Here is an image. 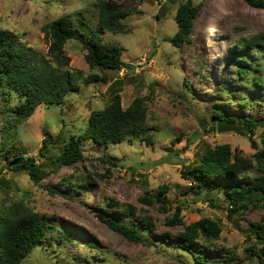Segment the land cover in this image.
Masks as SVG:
<instances>
[{
	"label": "rangeland",
	"instance_id": "1",
	"mask_svg": "<svg viewBox=\"0 0 264 264\" xmlns=\"http://www.w3.org/2000/svg\"><path fill=\"white\" fill-rule=\"evenodd\" d=\"M117 1L123 9H134L125 20L130 33H106L104 40L123 47L122 59L131 68L91 69L83 45L67 42L65 52L71 59L67 70L81 72L79 89L68 94L62 105L38 107L9 140L8 158L20 150L48 171L38 184L26 173L9 170L5 151L0 152V226L10 209L24 206L53 225L44 243L21 264H194L191 254L178 247L184 244L178 239L183 226L166 222L181 207L186 225L209 217L222 226L216 242L225 250L206 252L209 262L231 254L233 264H259L250 249V228L262 220L264 207L230 219L222 192L210 190L208 183L201 188L203 197L212 199L211 205L193 194L183 173L217 145L230 144L248 158L256 152L251 141L258 150L264 148V127L253 135L218 132L211 120L216 111L244 121L264 120V41L257 40L264 34V8L251 7L244 0H191L202 8L192 42L177 48L169 40L177 32L176 11L184 0ZM97 3L0 0V30L14 32L24 44L47 55L45 27L70 15L79 30L89 34L98 21ZM241 39L256 44L238 46ZM237 47L245 50L249 75L238 73L243 63L234 56ZM117 94L124 108L137 98L145 100V130L108 147L86 141L84 159L74 165L52 169L45 163L39 156L43 139L51 141L45 149L47 159L55 160L64 143L84 131L91 112L105 108ZM20 102L13 93L10 106ZM1 127L0 121V137ZM148 136L152 144L145 140ZM98 213L135 225L140 233L141 219L150 218L155 230L146 234V244L132 242L101 222Z\"/></svg>",
	"mask_w": 264,
	"mask_h": 264
},
{
	"label": "trees",
	"instance_id": "2",
	"mask_svg": "<svg viewBox=\"0 0 264 264\" xmlns=\"http://www.w3.org/2000/svg\"><path fill=\"white\" fill-rule=\"evenodd\" d=\"M244 1L251 7L264 8V0ZM97 7L98 21L94 28L88 29L89 34L80 31L75 19L70 15H64L48 24L45 27L48 40L47 55L24 44L14 32L0 30V152L5 151L6 158L10 151L9 140L15 135L14 130L26 123L38 107L62 105L68 94L79 89L77 78L81 76V72L73 73L67 70L71 63L65 52L68 41L76 40L83 45L87 52L85 59L91 69L131 68V65L122 59L123 47L105 42L104 35L130 33L125 20L134 9H123L117 0H98ZM201 8L202 4L195 5L191 0H184L179 4L175 16L178 29L175 36L169 40L175 47L179 48L184 43L192 42L191 33ZM257 40L264 41V34ZM254 44L255 41L241 39L238 46L249 47ZM238 49L234 56L243 63L238 67V73L242 76L249 75L244 66L248 61L244 55L245 50ZM254 80L262 82L258 77H254ZM185 82L187 83L186 80ZM13 93H17L21 98L20 104L14 107L10 106ZM144 101L143 98H137L129 107L124 108L121 96L115 95L105 108L91 112L84 131L80 136H72L67 140L62 153L55 160L46 157L45 149L51 144L48 139H43L39 156L45 159V163L52 169H58L83 160L82 144L86 141L108 147L135 137L146 129L147 109ZM211 120L214 129L220 120L246 128L242 134L253 135L257 128L264 127V120L244 121L234 116L226 117L217 111L213 113ZM145 140L149 144L153 143L149 136ZM251 143L256 152L250 158L244 156L239 149L233 150L230 144L217 145L208 148L198 162L183 173L184 179L190 182L193 194L211 205L212 199L203 197L201 188L208 183L210 190L222 192L230 219L253 208L264 207V148L258 150L255 142ZM7 166L12 172L26 173L35 184L44 179L48 172L38 164L35 157L26 156L20 150L8 158ZM254 172L256 175L251 181L240 184L242 179L248 180ZM222 180L226 182L225 185L216 184ZM159 196L161 193L157 194V200ZM181 212L182 208L177 207L174 215L167 218L166 222L171 226H183L184 231L178 235V239L184 244L178 247L191 254L194 264H233L234 256L231 254L226 255L223 261L211 262L204 255L215 248L225 250L216 242L221 237L222 226L209 217L186 225ZM97 218L113 231L136 243L146 244V234L155 230V224L150 218L141 219V233L135 225L119 223L104 213H98ZM52 228L53 225L49 221L28 207L10 209L0 226V264H21L35 247L44 243ZM250 234L253 238L250 249L259 264H264V217L250 228Z\"/></svg>",
	"mask_w": 264,
	"mask_h": 264
},
{
	"label": "water",
	"instance_id": "3",
	"mask_svg": "<svg viewBox=\"0 0 264 264\" xmlns=\"http://www.w3.org/2000/svg\"><path fill=\"white\" fill-rule=\"evenodd\" d=\"M202 127L204 124L201 125ZM247 130L246 128L240 127L234 123H230L226 120H220L217 122V131L218 132H242Z\"/></svg>",
	"mask_w": 264,
	"mask_h": 264
}]
</instances>
